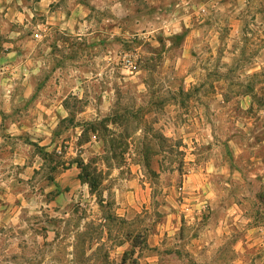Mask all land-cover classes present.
Wrapping results in <instances>:
<instances>
[{
	"label": "rangeland",
	"instance_id": "obj_1",
	"mask_svg": "<svg viewBox=\"0 0 264 264\" xmlns=\"http://www.w3.org/2000/svg\"><path fill=\"white\" fill-rule=\"evenodd\" d=\"M79 1L70 32L32 21L0 46V264H147L155 243L168 264H264V11Z\"/></svg>",
	"mask_w": 264,
	"mask_h": 264
},
{
	"label": "crops",
	"instance_id": "obj_2",
	"mask_svg": "<svg viewBox=\"0 0 264 264\" xmlns=\"http://www.w3.org/2000/svg\"><path fill=\"white\" fill-rule=\"evenodd\" d=\"M64 1L65 0H0V46H8V48H10L12 43L10 40H6V38L9 39L10 37H12V35H18L17 29L21 26H23L24 28L28 27L32 23V21H39L37 27H43L44 30H49L56 26L65 28L69 32L73 30L76 24V20H74L71 14V9L65 7L64 5H70L71 3L75 6V8L79 10L83 8V5L79 0ZM255 1L256 0H244L242 5L243 8L238 9H243V11L245 12L257 10L263 12L264 4H260V6H258ZM261 37L263 38L264 35ZM7 54L9 56L11 54V51ZM132 193L133 192L130 191L128 194L132 195ZM142 193H145V190H143L142 187H138V189H136L135 198L136 203H138L140 207H142V201H140L139 198H142ZM169 203L172 207H175L173 199H171ZM128 205H130V208L131 206L136 207L137 204H135V201H132L131 203L129 202ZM182 206H184V204H182ZM138 207L139 206H137V209ZM128 209L122 210V214H119V217H123L127 220L126 216L128 215ZM176 229L177 228H175L174 230ZM263 230L264 226L259 228L260 234H263ZM252 238H254L253 240L255 241H261L262 239L261 237L257 238L255 235H253V237H249L248 239ZM157 246L158 243L149 246L153 250H155V255H153L151 257V260H148L146 263L168 264V262H163L162 255H160V248H157Z\"/></svg>",
	"mask_w": 264,
	"mask_h": 264
},
{
	"label": "trees",
	"instance_id": "obj_3",
	"mask_svg": "<svg viewBox=\"0 0 264 264\" xmlns=\"http://www.w3.org/2000/svg\"><path fill=\"white\" fill-rule=\"evenodd\" d=\"M117 120V118L115 117V119H114V121H116ZM110 121H112L111 119H109V117H106L104 120L102 119V120H95V121H93V122H89L88 124H87V126L89 127V128H85V132H87V133H90V134H92L93 136H95V134H97V128L98 127H100L101 126V124L103 123V122H110ZM105 129V128H104ZM106 131H108V130H105V132ZM86 135V134H85ZM81 143V142H80ZM83 143H86L85 141H83ZM35 148H36V150H37V153H39V154H42L43 156H45V157H49V156H57V154H58V152H57V150H54L53 152H51V153H49V154H47V153H45V152H43L42 153V149L43 148H39L38 146H36V145H34V144H32ZM80 146H81V144H80ZM80 152V151H79ZM151 154V152L149 151L148 153H147V155H150ZM144 159H146L147 158V156H142ZM146 157V158H145ZM143 159V160H144ZM76 162V167H77V169L79 170V179L81 180V181H83L85 184H87V186L89 187V190H90V192H91V194H94L95 196H97V200H98V206H99V208L101 209V212L104 214V225H99L100 226V228H106V229H109V227H110V224H111V222H114V221H116V222H120V220H119V218H112L108 213H107V211H104L103 209L105 208V207H107L108 205L107 204H105V205H103L102 203V200H101V192L100 191H98L97 190V187H98V183L96 182V180L94 179V178H92V176H91V174H90V172L88 171L89 170V168H88V165L87 164H84V161L83 160H76L75 161ZM50 181H51V183H53L54 182V179H50ZM258 199H260V197H258ZM137 237H139L138 235H135L133 238H132V236H131V234H129V235H127V238H129L131 241H133V248H135L136 247V245H137ZM132 251H134V249L132 250ZM122 264H125V259H123L122 260Z\"/></svg>",
	"mask_w": 264,
	"mask_h": 264
},
{
	"label": "built area",
	"instance_id": "obj_4",
	"mask_svg": "<svg viewBox=\"0 0 264 264\" xmlns=\"http://www.w3.org/2000/svg\"><path fill=\"white\" fill-rule=\"evenodd\" d=\"M33 37H34V39H39L40 38V33L36 32L33 35ZM125 63H126V67L128 68V70L132 73L135 67L132 64L131 60L130 59H127L125 61ZM189 211H190L189 207H185L184 208V212H187L188 213ZM199 212L202 213L203 215H207L209 213V209H208V207L205 204H203L201 206V211L199 210Z\"/></svg>",
	"mask_w": 264,
	"mask_h": 264
}]
</instances>
